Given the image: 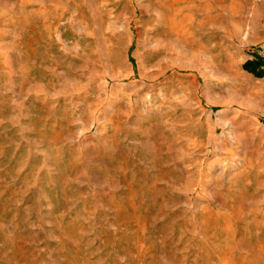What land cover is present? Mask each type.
<instances>
[{"label":"rangeland","instance_id":"1","mask_svg":"<svg viewBox=\"0 0 264 264\" xmlns=\"http://www.w3.org/2000/svg\"><path fill=\"white\" fill-rule=\"evenodd\" d=\"M0 264H264V0H0Z\"/></svg>","mask_w":264,"mask_h":264},{"label":"crops","instance_id":"2","mask_svg":"<svg viewBox=\"0 0 264 264\" xmlns=\"http://www.w3.org/2000/svg\"><path fill=\"white\" fill-rule=\"evenodd\" d=\"M257 52L259 53V52H260V50H257Z\"/></svg>","mask_w":264,"mask_h":264}]
</instances>
